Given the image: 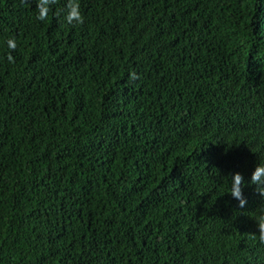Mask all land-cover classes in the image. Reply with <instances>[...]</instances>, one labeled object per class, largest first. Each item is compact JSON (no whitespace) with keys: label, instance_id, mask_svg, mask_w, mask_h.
I'll return each instance as SVG.
<instances>
[{"label":"trees","instance_id":"1","mask_svg":"<svg viewBox=\"0 0 264 264\" xmlns=\"http://www.w3.org/2000/svg\"><path fill=\"white\" fill-rule=\"evenodd\" d=\"M64 4L0 0V264H264V0Z\"/></svg>","mask_w":264,"mask_h":264},{"label":"clouds","instance_id":"2","mask_svg":"<svg viewBox=\"0 0 264 264\" xmlns=\"http://www.w3.org/2000/svg\"><path fill=\"white\" fill-rule=\"evenodd\" d=\"M21 4L25 0H20ZM57 3V0H35V9L33 10L34 20L38 22H46L49 19V13L52 7ZM61 12L63 15H61ZM54 15L58 22L64 25L75 26L84 23V16L81 10L80 0H65L63 9H58ZM17 48V41L14 37L0 38V59H5L9 64L14 63L12 51ZM137 74L129 72V80H136ZM221 180L227 181L226 192L231 197L238 201L239 206L243 207L246 200L242 193L243 177L239 172L230 174V178L222 177ZM249 184L256 186V191L261 198V204L257 211L251 215L254 220L257 232L252 235L253 240H258L260 244H264V156H259L258 161L251 171ZM223 186V183H222Z\"/></svg>","mask_w":264,"mask_h":264}]
</instances>
